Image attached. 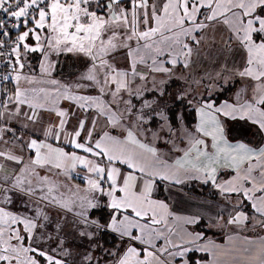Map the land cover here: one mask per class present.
<instances>
[{"label":"snow or ice","instance_id":"6c2138e0","mask_svg":"<svg viewBox=\"0 0 264 264\" xmlns=\"http://www.w3.org/2000/svg\"><path fill=\"white\" fill-rule=\"evenodd\" d=\"M0 264H264V0H0Z\"/></svg>","mask_w":264,"mask_h":264},{"label":"crops","instance_id":"0c3cea01","mask_svg":"<svg viewBox=\"0 0 264 264\" xmlns=\"http://www.w3.org/2000/svg\"><path fill=\"white\" fill-rule=\"evenodd\" d=\"M211 47L212 46L210 44L204 45L203 52L211 55ZM65 70H67L66 67ZM230 133V139L233 142H236L237 140L246 141L252 137V128L244 121H234L231 122ZM78 171L81 172V177L73 179L71 183L76 184L77 182L85 187V181L82 179L83 172L82 170ZM54 178L63 181L62 177ZM223 178H226V176L222 177V179ZM200 185L202 184H200L198 181H190L185 185L172 187L167 192L163 191V185H161V191L157 195L160 199L166 200V202L170 204L172 210L178 215H190L199 212L205 214V216H213L221 209V206H225V204H222L225 201L220 197V195L219 197L213 199L210 196L203 195L201 190H197V188L199 189ZM205 223L206 221L202 220L201 225L197 226V230H203L207 235L212 236L218 242H224L226 240L222 232L217 230H208L205 227ZM257 231H259V228Z\"/></svg>","mask_w":264,"mask_h":264},{"label":"trees","instance_id":"16d2710c","mask_svg":"<svg viewBox=\"0 0 264 264\" xmlns=\"http://www.w3.org/2000/svg\"><path fill=\"white\" fill-rule=\"evenodd\" d=\"M61 62L62 63L64 62L63 65H65V67L67 69H70V66L72 64L70 62H72V61H69V59H66V58H61ZM189 119H191V118L189 117ZM192 188H193V186H192ZM197 190H199V191L201 190L203 195L210 196L212 199L219 197V194L210 185H200L199 189L197 188ZM161 197H163V196H161ZM105 239L108 241L112 240V238L110 236L105 237Z\"/></svg>","mask_w":264,"mask_h":264},{"label":"rangeland","instance_id":"374dc122","mask_svg":"<svg viewBox=\"0 0 264 264\" xmlns=\"http://www.w3.org/2000/svg\"><path fill=\"white\" fill-rule=\"evenodd\" d=\"M63 58V57H62ZM66 59H69V61H72V58L71 57H69V58H66ZM70 63H72V62H70ZM62 64H64V62L62 63ZM65 66V65H64ZM68 70H70V69H67V70H65V71H68ZM76 184H79L81 187H83L82 186V184H80V183H77L76 182ZM85 184H86V182H85ZM86 186V185H85ZM222 204H225V206H221V209H227L228 208V205L225 203V202H223ZM259 231H260V229H259ZM258 231V232H259Z\"/></svg>","mask_w":264,"mask_h":264}]
</instances>
